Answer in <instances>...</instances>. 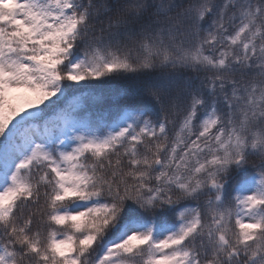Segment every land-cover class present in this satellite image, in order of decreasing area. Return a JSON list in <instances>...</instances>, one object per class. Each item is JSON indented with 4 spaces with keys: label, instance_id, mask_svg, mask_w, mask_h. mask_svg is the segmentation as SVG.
Instances as JSON below:
<instances>
[{
    "label": "snow or ice",
    "instance_id": "snow-or-ice-1",
    "mask_svg": "<svg viewBox=\"0 0 264 264\" xmlns=\"http://www.w3.org/2000/svg\"><path fill=\"white\" fill-rule=\"evenodd\" d=\"M0 264H264V0H0Z\"/></svg>",
    "mask_w": 264,
    "mask_h": 264
}]
</instances>
